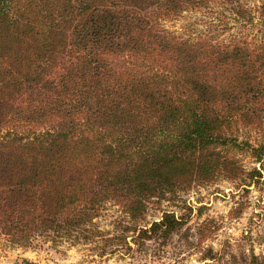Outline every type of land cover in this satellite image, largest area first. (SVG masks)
Returning <instances> with one entry per match:
<instances>
[{
  "label": "trees",
  "instance_id": "obj_1",
  "mask_svg": "<svg viewBox=\"0 0 264 264\" xmlns=\"http://www.w3.org/2000/svg\"><path fill=\"white\" fill-rule=\"evenodd\" d=\"M215 7L229 39L163 26ZM0 135V231L19 246L83 228L106 202L137 221L152 199L255 184L262 171L244 176L235 155L264 164V4L0 0ZM186 222L164 212L135 243Z\"/></svg>",
  "mask_w": 264,
  "mask_h": 264
},
{
  "label": "rangeland",
  "instance_id": "obj_2",
  "mask_svg": "<svg viewBox=\"0 0 264 264\" xmlns=\"http://www.w3.org/2000/svg\"><path fill=\"white\" fill-rule=\"evenodd\" d=\"M242 1L252 9L264 4V0ZM213 9L186 12L163 26L185 38L229 39L235 31H226L220 9ZM253 138L260 140L255 133ZM235 157L244 176L258 169L263 178L248 185L220 179L194 186L178 197L152 199L145 218L137 221L119 205L106 202L83 228L68 235L39 237L29 247L14 244L0 231V261L28 264L26 256L36 254L40 256L36 264H253V256H264V164L243 154ZM164 212L184 217L182 231L168 240L137 245L140 229L161 221Z\"/></svg>",
  "mask_w": 264,
  "mask_h": 264
},
{
  "label": "crops",
  "instance_id": "obj_3",
  "mask_svg": "<svg viewBox=\"0 0 264 264\" xmlns=\"http://www.w3.org/2000/svg\"><path fill=\"white\" fill-rule=\"evenodd\" d=\"M28 257V258H27ZM34 258V259H33ZM27 261L29 262L28 264H36L35 262L39 263L40 256H37L36 254L29 258V256H26ZM5 261H0V264H4Z\"/></svg>",
  "mask_w": 264,
  "mask_h": 264
}]
</instances>
